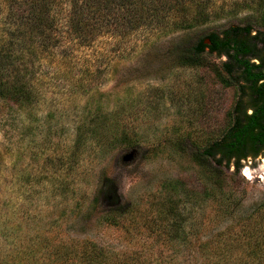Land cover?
<instances>
[{"label":"rangeland","instance_id":"1","mask_svg":"<svg viewBox=\"0 0 264 264\" xmlns=\"http://www.w3.org/2000/svg\"><path fill=\"white\" fill-rule=\"evenodd\" d=\"M72 1L59 0L64 12ZM211 1L239 14L196 25L190 40L250 15L236 0ZM110 19L84 42L70 26L49 49L36 42L18 66L34 71L38 98L21 106L0 97V264L48 238L42 249L72 246L88 259L92 249L99 264H205L204 245H218L229 226L243 232L264 201V155L239 172L193 159L221 137L237 90L176 65L184 30L133 31ZM100 108L117 109L134 145L114 146L94 128Z\"/></svg>","mask_w":264,"mask_h":264},{"label":"trees","instance_id":"2","mask_svg":"<svg viewBox=\"0 0 264 264\" xmlns=\"http://www.w3.org/2000/svg\"><path fill=\"white\" fill-rule=\"evenodd\" d=\"M114 5H119L117 12L111 10ZM236 5L249 12L243 18L245 22L238 21L210 31L205 38L190 40V30L196 25L222 15L236 17L239 12L236 14L225 5L216 8L211 0H73L67 12L59 0H0V97L21 106L38 98L30 80L34 71L21 70L18 60L28 55L36 42L49 49L63 35L62 27L70 26L81 42L95 34L93 27L99 22L102 26L105 22L111 24L112 17L123 18L133 31L149 26L184 30V42L177 46L176 65L210 72L224 87L237 90V100L227 113L229 120L221 137L194 153L193 159L205 171L216 166L228 170L234 164L239 172L243 166L241 158L256 157L264 150V0L233 1L232 6ZM210 55L225 59L216 63ZM247 104L255 105L253 114H248ZM118 115L117 109H98L94 128L103 134L108 130L115 138L114 146L134 145L138 134L117 122ZM180 180V185L186 182ZM225 204L231 206L233 201L228 199ZM255 211L247 216L243 232L238 234L229 226L217 234L224 235L218 245H204L205 264H264V201ZM46 241L44 246L24 249L20 256L16 255L18 262L2 264H86L91 258L93 264H99L98 251L91 249L88 259L72 246L59 245L54 255L55 251L42 249L52 244L49 238ZM237 249L243 254L235 257Z\"/></svg>","mask_w":264,"mask_h":264},{"label":"flooded vegetation","instance_id":"3","mask_svg":"<svg viewBox=\"0 0 264 264\" xmlns=\"http://www.w3.org/2000/svg\"><path fill=\"white\" fill-rule=\"evenodd\" d=\"M254 111H255V105H253V104H247V112H248V114H253ZM263 155H264V150L260 154H258L256 157H254L252 155H249V156H247L245 158H241L240 161L243 164L245 161H248L249 159L253 160V159H256L258 157H260L261 159H263Z\"/></svg>","mask_w":264,"mask_h":264}]
</instances>
